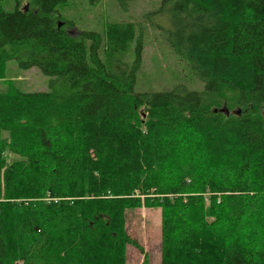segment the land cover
<instances>
[{
    "label": "trees",
    "instance_id": "16d2710c",
    "mask_svg": "<svg viewBox=\"0 0 264 264\" xmlns=\"http://www.w3.org/2000/svg\"><path fill=\"white\" fill-rule=\"evenodd\" d=\"M15 1L0 0V80L11 60L54 78L0 92V264H125L128 245L145 253L126 209L145 202L164 210L162 264H264V0L147 14L204 82L186 94L136 91L139 23L74 36L70 0Z\"/></svg>",
    "mask_w": 264,
    "mask_h": 264
},
{
    "label": "rangeland",
    "instance_id": "374dc122",
    "mask_svg": "<svg viewBox=\"0 0 264 264\" xmlns=\"http://www.w3.org/2000/svg\"><path fill=\"white\" fill-rule=\"evenodd\" d=\"M161 1L135 0L128 10L124 11L118 6L117 0H70L68 5L61 9V13L66 20L72 21L75 25L70 29L74 36H79L83 31L104 34L110 22L135 21L141 25L145 50L142 64L136 74L137 92H162L174 89L182 94L203 92L204 82L175 54L159 26L149 20L150 16L158 13L147 14L159 8ZM2 5L6 12L11 13L15 11L16 1L2 0ZM155 17L156 22H169L168 18L164 17L162 20L159 16ZM102 57L106 60L104 53ZM134 61L135 54L131 50L126 62L132 67ZM53 78L38 68L22 69L16 60H11L7 65V78L0 80V92L8 89L10 81L15 82L23 91L48 90ZM223 108L228 109L229 114L241 111L237 108L231 110L226 105H223ZM6 158L8 162H13L21 156L18 157L14 151H9L6 152ZM208 209L209 204L204 205V212ZM126 212L125 228L131 237L143 245L145 253L133 245H128L125 264H162V227L165 216L161 204L145 202L135 209H126Z\"/></svg>",
    "mask_w": 264,
    "mask_h": 264
},
{
    "label": "water",
    "instance_id": "95a60500",
    "mask_svg": "<svg viewBox=\"0 0 264 264\" xmlns=\"http://www.w3.org/2000/svg\"><path fill=\"white\" fill-rule=\"evenodd\" d=\"M26 9H27V6H26ZM59 26H61V23H59ZM216 112L220 111V112H225L227 115H229V110L228 109H216L215 110ZM236 113V112H235ZM236 114H241V111L237 112Z\"/></svg>",
    "mask_w": 264,
    "mask_h": 264
}]
</instances>
